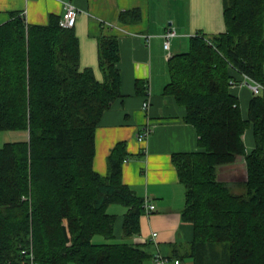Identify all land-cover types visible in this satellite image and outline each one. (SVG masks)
<instances>
[{"label":"trees","instance_id":"1","mask_svg":"<svg viewBox=\"0 0 264 264\" xmlns=\"http://www.w3.org/2000/svg\"><path fill=\"white\" fill-rule=\"evenodd\" d=\"M60 18L28 24L14 12L0 25V130L26 132L0 146V264H154L129 241L142 230L145 197L123 180L127 142L112 148L107 175L93 165L96 129L124 96L119 38L99 37V80L81 69L78 37ZM224 18L223 32H196L168 62L164 92L186 107L184 120L199 135L197 150L172 157L186 189L182 218L194 230L184 258L264 264V90H251L246 116L232 90L245 75L264 83V0H224ZM140 19L139 8L120 14ZM136 90L149 94V85L137 79ZM239 158L246 179L222 180L221 167ZM114 204L127 208L122 238Z\"/></svg>","mask_w":264,"mask_h":264},{"label":"crops","instance_id":"2","mask_svg":"<svg viewBox=\"0 0 264 264\" xmlns=\"http://www.w3.org/2000/svg\"><path fill=\"white\" fill-rule=\"evenodd\" d=\"M65 1L79 8L74 31L80 45L81 69L91 68L103 80L99 37L114 34L120 41L124 96L104 112L96 129L94 169L107 175L112 148L117 142L126 141L129 154L123 165V180L156 205L154 212H144L142 230L130 242L140 244L153 256L160 253L191 264L184 256L194 237L193 224L182 218L186 189L172 157L176 152L197 150L199 135L184 120L186 107L166 94L164 88L169 81L170 57L188 50L191 35H213L226 29L224 0H0V25L10 20L14 12L28 24H47L52 15L62 16ZM132 8L141 10V19L121 21V12ZM170 28L176 30V35L171 38L168 51L164 34ZM137 79L146 81L149 94L137 93ZM246 81L241 76L240 82L232 86L245 116L244 106H248L252 96ZM146 100L147 108L143 105ZM147 128L149 134L139 140L138 135ZM244 137L247 148H253L252 128ZM125 212L117 213L118 238L123 235Z\"/></svg>","mask_w":264,"mask_h":264},{"label":"built area","instance_id":"3","mask_svg":"<svg viewBox=\"0 0 264 264\" xmlns=\"http://www.w3.org/2000/svg\"><path fill=\"white\" fill-rule=\"evenodd\" d=\"M64 12L60 18V25L65 28H74L76 25L79 8L72 3L71 1H65L64 2ZM176 35V30L173 28L168 29L165 34V43L164 47L166 50H170V44H171V38ZM245 79L248 81L245 82L249 84L250 89L254 92V94L260 93L264 90V83H261L256 80H252L250 77L245 75ZM144 107L147 108L149 106V101L146 100L143 103ZM149 128L147 130H144L142 133L138 135L139 140L145 139V137L149 134ZM145 211L150 213L154 212L156 210V205L153 202H150L148 199L145 200L144 203ZM153 236H157V232L153 233ZM154 264H186V262L182 259L176 258L171 259L168 256H164L160 253L154 255Z\"/></svg>","mask_w":264,"mask_h":264},{"label":"rangeland","instance_id":"4","mask_svg":"<svg viewBox=\"0 0 264 264\" xmlns=\"http://www.w3.org/2000/svg\"><path fill=\"white\" fill-rule=\"evenodd\" d=\"M249 89L250 86L248 83L245 84ZM251 90V89H250ZM245 111L246 115L248 113V106L246 107L245 104ZM250 129V128H249ZM248 129V130H249ZM26 138V132L25 131H20V130H0V146H2L5 142L9 141H17ZM245 138V137H244ZM248 147V144H246ZM248 149H252L248 148ZM245 162L243 158H239V160L233 164V165H228V166H223L221 167L220 171V178L224 181H228L231 183H237V182H242L246 179V171H245ZM235 191L242 192L243 187L242 186H237L235 188ZM126 207L118 204H114L109 208L110 213H123L126 211ZM102 237H98V239H101ZM130 241V240H129ZM69 264H77L75 262H71Z\"/></svg>","mask_w":264,"mask_h":264}]
</instances>
